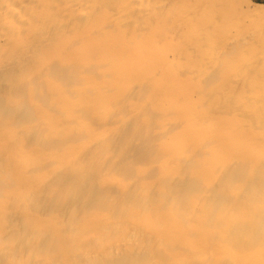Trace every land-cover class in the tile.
I'll use <instances>...</instances> for the list:
<instances>
[{
  "label": "bare ground",
  "instance_id": "6f19581e",
  "mask_svg": "<svg viewBox=\"0 0 264 264\" xmlns=\"http://www.w3.org/2000/svg\"><path fill=\"white\" fill-rule=\"evenodd\" d=\"M263 16L0 0V264H264Z\"/></svg>",
  "mask_w": 264,
  "mask_h": 264
},
{
  "label": "rangeland",
  "instance_id": "374dc122",
  "mask_svg": "<svg viewBox=\"0 0 264 264\" xmlns=\"http://www.w3.org/2000/svg\"><path fill=\"white\" fill-rule=\"evenodd\" d=\"M9 1H13V2H16V3H27L28 2V0H9ZM253 3H255V4H262V5H264V0H251ZM71 3V2H70ZM10 4V3H9ZM261 14H263V12L261 13ZM259 16H262V15H259ZM264 17V16H263ZM262 17V18H263ZM261 18V19H262ZM259 19V18H258ZM258 19L255 21L256 23L258 22ZM260 19V20H261ZM263 20V22H264V18L262 19ZM253 22V21H252ZM261 22V21H260ZM258 22L259 24H261L262 25V23L263 22Z\"/></svg>",
  "mask_w": 264,
  "mask_h": 264
},
{
  "label": "clouds",
  "instance_id": "9594fccd",
  "mask_svg": "<svg viewBox=\"0 0 264 264\" xmlns=\"http://www.w3.org/2000/svg\"><path fill=\"white\" fill-rule=\"evenodd\" d=\"M158 247L160 250H166V247H167L166 241L161 239L158 243ZM177 264H187V261H184V260L178 261Z\"/></svg>",
  "mask_w": 264,
  "mask_h": 264
}]
</instances>
